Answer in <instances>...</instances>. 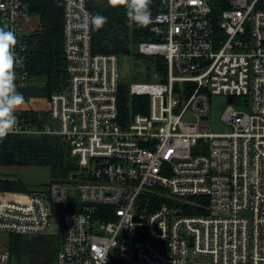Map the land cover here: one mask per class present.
<instances>
[{"label":"built area","instance_id":"obj_1","mask_svg":"<svg viewBox=\"0 0 264 264\" xmlns=\"http://www.w3.org/2000/svg\"><path fill=\"white\" fill-rule=\"evenodd\" d=\"M90 15L64 0L67 86L46 99L26 62L39 19L0 0L25 98L10 135L57 136L78 166L67 182L0 192V235L50 233L57 216L56 264H264V0H168L151 14L154 38L136 48L162 57L164 76L129 85L149 105L127 116L118 55L93 51ZM213 95L239 106L225 108L226 132L208 125ZM12 260L0 238V264Z\"/></svg>","mask_w":264,"mask_h":264},{"label":"trees","instance_id":"obj_2","mask_svg":"<svg viewBox=\"0 0 264 264\" xmlns=\"http://www.w3.org/2000/svg\"><path fill=\"white\" fill-rule=\"evenodd\" d=\"M26 3L30 13L38 17L40 22L38 29L30 34L26 54L27 68L36 82L31 94L49 97L67 86V64L63 54L64 0H26ZM134 3H138L137 0ZM87 6L92 15L106 18L101 26L92 24V45L95 53L136 56L133 48L137 51L136 47L140 42L154 38L151 23L141 25L131 22L126 0L119 3H113L112 0H87ZM149 7L150 14L165 12L168 10V0H151ZM157 69L164 73L165 64L162 60L157 62ZM119 98L121 113L126 116L129 112L148 111L149 97H131L129 84L123 81L120 84ZM23 136L28 135H9L0 141V167H47L51 179L70 178L78 171L76 159L59 137L62 143L49 135H36L31 137L32 140ZM0 190L23 191L25 184L21 180L0 179ZM186 210L185 213L196 212L189 207ZM58 236L54 256L42 262L35 258L30 264H53L61 245V234Z\"/></svg>","mask_w":264,"mask_h":264},{"label":"rangeland","instance_id":"obj_3","mask_svg":"<svg viewBox=\"0 0 264 264\" xmlns=\"http://www.w3.org/2000/svg\"><path fill=\"white\" fill-rule=\"evenodd\" d=\"M36 21L38 22V18ZM134 52L137 55H126L120 54L118 56L119 62V75L121 81L128 83L129 85L135 82H153L156 81V75L164 76V73H161L157 69V62L162 60L163 64L165 61L162 57H154L150 60L151 57L142 56L133 48ZM156 59V60H155ZM39 97V96H38ZM46 98L47 97H40ZM36 106L39 103L32 101ZM211 111L209 113L208 125L212 127L214 133L226 132L228 129L224 122L222 121V114L225 108L228 105L234 106L236 109H239L236 99H230L224 95H213L210 99ZM242 110L249 111L246 107H242ZM187 117H190L188 112ZM48 135V134H47ZM36 135H28L23 137H28L29 140H32L31 137ZM50 136V135H49ZM54 139H57L62 143V141L57 136H50ZM78 172V171H77ZM76 172V173H77ZM75 173V174H76ZM13 179L21 180L25 184V190H0V192L16 193V192H27V191H38L45 184H48L52 181L57 182H67L69 178L65 179H51L50 170L47 167L41 166H20V167H0V179ZM58 233H42V234H33V235H19L11 234L10 236L0 235V238H3L9 246V250L12 253V264H30V261L39 258V262L48 261L55 254V249L57 245ZM46 255V256H45ZM56 264V261L53 263Z\"/></svg>","mask_w":264,"mask_h":264},{"label":"clouds","instance_id":"obj_4","mask_svg":"<svg viewBox=\"0 0 264 264\" xmlns=\"http://www.w3.org/2000/svg\"><path fill=\"white\" fill-rule=\"evenodd\" d=\"M151 0L134 3L126 0L128 14L141 25L150 22ZM106 18L100 15H90L89 23L101 26ZM17 37L11 30L0 28V141L14 134L18 126L17 109L25 103V98L15 85V67L18 57L15 52Z\"/></svg>","mask_w":264,"mask_h":264},{"label":"water","instance_id":"obj_5","mask_svg":"<svg viewBox=\"0 0 264 264\" xmlns=\"http://www.w3.org/2000/svg\"><path fill=\"white\" fill-rule=\"evenodd\" d=\"M72 178H76V174H74L72 176ZM58 230H59V228H58V217L54 216L52 218V225L50 227V233H58Z\"/></svg>","mask_w":264,"mask_h":264},{"label":"snow or ice","instance_id":"obj_6","mask_svg":"<svg viewBox=\"0 0 264 264\" xmlns=\"http://www.w3.org/2000/svg\"><path fill=\"white\" fill-rule=\"evenodd\" d=\"M113 3L123 2V0H112ZM138 3H143V0H137Z\"/></svg>","mask_w":264,"mask_h":264}]
</instances>
